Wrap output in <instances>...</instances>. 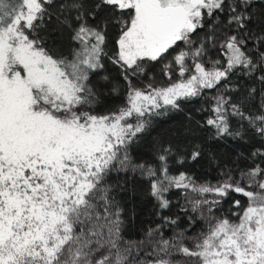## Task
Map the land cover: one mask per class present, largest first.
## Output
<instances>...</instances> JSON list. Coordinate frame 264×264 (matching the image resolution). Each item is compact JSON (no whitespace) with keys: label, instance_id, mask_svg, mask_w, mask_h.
Returning a JSON list of instances; mask_svg holds the SVG:
<instances>
[{"label":"snow or ice","instance_id":"snow-or-ice-1","mask_svg":"<svg viewBox=\"0 0 264 264\" xmlns=\"http://www.w3.org/2000/svg\"><path fill=\"white\" fill-rule=\"evenodd\" d=\"M254 2L95 0L88 7L85 0H60L58 6L54 0H0V264H264V153L252 154L261 162L238 180L229 173L215 185L198 183L187 172L170 174L171 146L159 155L158 171L129 155L150 117L179 109L206 89L227 87L238 73L262 85L259 114L248 105L257 94L251 88L235 102L217 95L205 124L218 137L243 138V124L233 129L235 116L264 137V27L253 31L264 19L252 12ZM104 11L111 14L97 21ZM221 16L228 27L219 39L212 35L196 44L192 37ZM53 20L67 33L66 45L48 43L45 32ZM109 26L116 36L110 37ZM110 42L115 50L109 57ZM213 49L223 59L213 58ZM173 52L165 75L171 81L175 72L180 79L163 87L131 86L128 77L142 74L146 62ZM105 59L129 84L125 105L109 112L97 107L94 85ZM104 86L117 90L111 81ZM201 156L194 148L179 162ZM129 169L151 178L161 209L170 206L166 194L172 189L183 190L193 211L207 206L208 216L201 212L206 227L165 238L157 226L148 233L150 252L144 241L123 242L122 209L106 178ZM226 202L238 211L214 215ZM141 252L146 259H137Z\"/></svg>","mask_w":264,"mask_h":264},{"label":"trees","instance_id":"trees-1","mask_svg":"<svg viewBox=\"0 0 264 264\" xmlns=\"http://www.w3.org/2000/svg\"><path fill=\"white\" fill-rule=\"evenodd\" d=\"M54 2L58 6L60 0H54ZM85 2L88 7H91L95 0H85ZM50 11L55 15L57 10L54 7ZM252 12L256 14L258 20L264 19V0H255ZM110 14L109 11L100 13L97 16V21ZM209 25L192 37L196 44L212 35L219 39L220 34L228 27L224 16L218 20L210 21ZM213 27L215 33H213ZM261 27L264 26L257 24L253 26V31L259 32ZM108 32L110 37H114L118 30L114 26H109ZM45 35L49 37L50 45L55 42V45L60 47L67 43V33L59 29L55 20L47 25ZM180 47L183 48L184 45L181 44ZM248 47L253 49V43L250 42ZM114 50L115 44L110 42L106 49L109 57L113 55ZM173 55H175L174 52L166 60L160 62H146L142 74L128 77L131 86L140 89H144L149 84L154 87H163L180 79L175 72L172 74L171 81L165 75L164 65L172 60ZM210 55L213 58L223 59L214 49L210 51ZM104 64L105 70H101L94 78V85L100 94V102L97 107L103 112L115 111L125 105L129 84L123 78L118 66L112 64L108 59L104 60ZM105 76L109 77V81L116 86V91L108 86L101 87V85L109 83L103 79ZM251 88H255L257 94L248 101V105L252 112L259 114L261 99L259 93L262 85L258 79L238 73L231 78V83L227 87L206 89L201 96L182 101L179 109H169L163 115L150 117L151 124L147 131L139 134L136 142L129 149L133 163L151 166L158 171L160 168L159 155L163 154L164 148L171 146L173 155L168 160L170 174L187 172L198 183L212 185L223 181L229 173L238 180L241 172L247 171L254 163L261 162L259 156L252 154L257 151L264 153V137L253 132L247 126L246 121H240L235 116L231 117L233 129H238L243 124V131L246 133L243 138L218 137L215 135V130L206 125L205 121L212 115L211 108L214 106V98L217 95L230 96L235 102L238 95L242 97ZM194 148L201 150V158L195 162L185 159L183 163H180V158H187ZM106 180L107 184L112 187L113 197L122 209L120 235L123 242L144 241L142 247L150 252L151 248L147 244L150 239L148 233L150 230L156 229L157 226H161L165 238L171 237L174 232L181 230H184L186 235L192 236L206 227V220L201 218V212L205 217L208 216L207 206L193 211L191 205L185 200L183 190H170L166 194V198L171 201L170 206L167 209H161L160 202L152 195L151 178L141 176L139 170L136 172L130 169L127 171L113 170ZM232 196L234 199H239L242 204H247V199L241 194H232ZM206 198L211 200L214 197L211 194H206ZM230 211L234 212L238 209L234 208L230 202H226L218 209H214L213 214L227 215ZM165 217L177 220V224L174 226L166 223ZM190 219L193 221L191 224ZM137 259H146V257L141 252ZM174 259H179V257H174Z\"/></svg>","mask_w":264,"mask_h":264}]
</instances>
